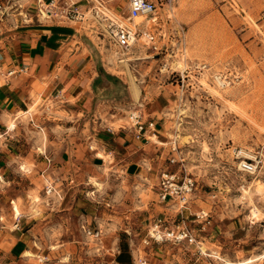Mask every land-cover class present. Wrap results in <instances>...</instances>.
<instances>
[{"label": "rangeland", "instance_id": "1", "mask_svg": "<svg viewBox=\"0 0 264 264\" xmlns=\"http://www.w3.org/2000/svg\"><path fill=\"white\" fill-rule=\"evenodd\" d=\"M102 1L110 11L113 4L122 11L126 7V0ZM80 4L86 1L72 8ZM58 5L69 7L72 1L60 0ZM0 6L1 36L11 32L12 19L21 13L41 19L37 0H0ZM159 13L163 19L172 17V28L183 29L189 62L177 56L164 63L146 59L119 65L99 26L88 17L76 22L79 31L97 45L87 106L71 99L76 104L68 106L69 111L61 100H56L59 105L51 99L44 103L40 87H34L37 94H31L27 112L8 119L7 127L15 118V124L20 122L10 140L19 172L0 180V223L7 229L14 227L5 208L11 198L15 200L11 220L17 218L14 207L20 215L34 218L38 223L34 236H41V243L34 247L43 250L44 258L33 264H115L119 248L127 264L144 259L147 264H264V0H173L170 9L164 5ZM196 63L209 66L197 79L190 69ZM186 68L191 71L190 81L182 90L176 73ZM214 75L229 77L232 85L220 90L211 79ZM132 85L138 90L137 98ZM161 95L167 99L166 125L160 134L165 145L149 139L151 150L120 152L118 163L100 151L97 142L107 152L118 148L105 137L109 129H131L128 116L139 104L147 120V104ZM172 142L179 163L169 167ZM75 143L83 145L75 151L70 147ZM89 152L102 161L93 166ZM239 152L251 159L257 155L260 165L255 174L237 170ZM63 155L67 162H56ZM148 155L156 157L154 162L142 157ZM46 159L51 160L49 177L62 190V202L44 193L45 179L40 175ZM132 162L138 164L139 172L128 176L126 166ZM165 169H180L195 180L188 210L181 212L159 201L160 173ZM200 212L207 215L197 220ZM157 221L162 229L187 227L198 243L144 246ZM83 229L99 230L100 241ZM25 255L32 257L29 252Z\"/></svg>", "mask_w": 264, "mask_h": 264}, {"label": "crops", "instance_id": "2", "mask_svg": "<svg viewBox=\"0 0 264 264\" xmlns=\"http://www.w3.org/2000/svg\"><path fill=\"white\" fill-rule=\"evenodd\" d=\"M68 1H72V3L86 1V4H80L79 9L89 6L87 0ZM110 7L112 13L122 12V8L116 4ZM38 17L39 15L36 14L21 13L12 19L11 32L4 31L3 35H0V127L2 128L0 129V140L2 139L0 141V180L4 179L5 174L19 172L14 166L13 158L16 156L12 153L14 144L10 143V140H12L20 122H16L14 129H9L7 122L10 117H15L19 112H27V107L32 99L31 94H37L34 87H40L41 101L45 103L46 100L51 99L55 104L56 100L58 103L62 101L64 108L76 104L72 103L71 99L77 103L82 101L83 105L87 106L90 101L89 93L93 91L94 76L91 74L97 62L94 59L96 55L94 47H97L95 41L89 35L82 34L74 21L64 18L44 20ZM10 71H13L14 74L7 77V73ZM166 101L164 95H161L146 106L147 121L154 123L155 133L146 130L143 133L145 140L139 141L135 139V133L131 129H128L127 132L109 129L105 137L118 144V148L107 152L103 143L97 142L101 144L100 151L104 155H112L114 161L119 159L120 152L130 153L141 148L151 150L153 147H151L149 139L152 140V138H155L159 144L165 145L166 143L160 140V134L166 125L165 117H163ZM68 109L71 111L70 108ZM44 110L49 111L48 107H45ZM15 121L13 122L15 123ZM73 140V138L68 139L69 142H74ZM82 145V143H75V146L70 147L77 151ZM88 155L91 157L93 166H96L94 162L102 161L96 156L92 158L90 152L87 153ZM142 157L152 159V162L156 158L153 155ZM21 159L25 160L26 157H21ZM55 160L60 164L67 162L64 155L55 158ZM115 162L118 163V160ZM126 168L129 172L128 176L137 175L139 172V166L135 162L127 164ZM52 169L45 167L40 176L46 179V176H50ZM56 172L60 174L61 170L58 168ZM10 201V206L5 208L7 219L14 227L12 230L7 229V225L0 223V264H33L32 262L37 261L39 257L44 258L43 250L34 247L37 242L41 243V236H34L38 223L34 222V218L26 213L20 215L17 207H14V212L17 217L20 215L19 219L11 220L10 209L15 200L11 198ZM97 240L100 241V238ZM119 250L122 251L121 248ZM28 252L32 254V257L25 255ZM120 252L115 259V264H127L128 260L121 259L120 256L123 255ZM39 263L44 264L42 261Z\"/></svg>", "mask_w": 264, "mask_h": 264}, {"label": "built area", "instance_id": "3", "mask_svg": "<svg viewBox=\"0 0 264 264\" xmlns=\"http://www.w3.org/2000/svg\"><path fill=\"white\" fill-rule=\"evenodd\" d=\"M47 1L48 3H45V11L49 12L47 13L48 18L50 16L54 18L56 13L54 12L53 4L57 0H46V2ZM87 1L91 5L87 6L89 7L88 10L99 26V34L106 40L117 64L131 66L136 61L146 59L164 63L166 58L174 56H181L186 62H189L186 59V42L183 29L172 28V17L170 15L165 16L164 19L160 17V8L165 5L170 9L173 0H126L125 10L119 14L113 13L111 17L99 11L98 8L100 5H105L102 0H95L98 1V7H95V2L93 0ZM59 2L60 0H58V3ZM37 4H40V0H37ZM75 4L61 8L59 12L60 18L74 22H82L85 18V14L83 11H79V8H72ZM0 10H2V6H0ZM136 19H141V21L136 23ZM191 68L193 69L192 71L195 79L209 70V66L205 63H196L191 65L190 69ZM190 72L191 71L186 68V70L176 73L177 86L180 87V89L183 90L185 87H188V84L185 86V82L186 80L190 81ZM13 74L14 72L10 71L7 73V77ZM211 79L220 90L226 89L232 85L231 79L223 75H214ZM195 83L201 86L197 80H195ZM141 108L142 105L139 104L128 116L131 129L135 133V139L139 141L145 140L143 133H145L146 130L155 133L154 123L144 120ZM171 152L172 155L168 159V163L169 167H174L179 163V160L174 156V153H177L175 142L171 144ZM236 158H239L237 170L240 173L253 175L258 171L260 161H257V155L254 156V159H248L242 156ZM46 161V169H52L51 160L46 159ZM195 190V180L189 174L185 173V171H181L180 169L177 171L165 169L160 173L157 195L161 203H167V205L177 207L181 212L183 210H188L190 197ZM44 193L50 200L62 202L64 198L62 196V190L57 186L56 179L53 180L51 177L47 176L45 179ZM206 215L207 214L200 212L196 215V219L204 218ZM18 219L19 216L15 218V220ZM83 230L85 234L91 238H100L101 232L99 230L95 232ZM163 242H173L177 244L186 243L189 246L198 243L192 231L187 227H176L175 230L167 228L162 229L160 221H157L151 226L143 244L148 247L151 244H160ZM140 264H147V261L145 259L140 260Z\"/></svg>", "mask_w": 264, "mask_h": 264}, {"label": "bare ground", "instance_id": "4", "mask_svg": "<svg viewBox=\"0 0 264 264\" xmlns=\"http://www.w3.org/2000/svg\"><path fill=\"white\" fill-rule=\"evenodd\" d=\"M95 3H94V5H95V7H98V4H97V2L98 1H95V0H93ZM73 4V3H72ZM88 8L89 7H87V8H81V10L83 11V13L85 14V18H84V21H86L87 19H88V17H91V19L94 21L95 19L93 18V16H92V14H91V12L88 10ZM45 9H46V5L42 2V0H40V4H39V13H40V17L42 18V19H44V20H46V19H50L51 18V16L48 18V14L47 13H49V12H46L45 11ZM53 9H54V12L56 13V16L54 17V18H57V17H59L60 16V14H59V12H60V10H61V8L59 7V5H58V0L53 4ZM99 9V11H101L104 15H106V16H109V17H111L112 15H113V13H112V11H110V10H108L107 9V7L105 6V5H100V7L98 8ZM86 10V11H85ZM83 21V22H84ZM141 21V19H136L135 20V22L136 23H138V22H140ZM96 24H97V22H96V20L94 21ZM175 57H177V56H174V57H168V59H172V58H175ZM181 57V56H180ZM208 71V70H207ZM132 91H133V96H134V98H137V96H138V90H137V88H136V86H134V85H132ZM14 127H15V123L12 121V122H10L9 123V129H14ZM238 155H242V156H245V157H248V159H251V158H249V157H251L249 154H247V153H244V152H239L238 153ZM21 167V166H20ZM22 169H23V167H21ZM20 168V169H21ZM253 184V183H252ZM254 185H256V191L257 192H259V191H261V186H260V184L258 183V182H256V184H254ZM255 189V188H254ZM255 191V190H254ZM245 193L244 194H246V195H249V193L250 192H248V191H244ZM248 263V262H247ZM228 264H230V263H228ZM239 264V263H238Z\"/></svg>", "mask_w": 264, "mask_h": 264}]
</instances>
